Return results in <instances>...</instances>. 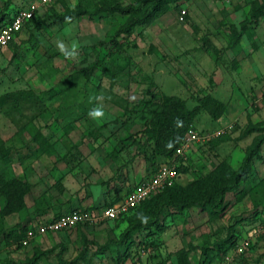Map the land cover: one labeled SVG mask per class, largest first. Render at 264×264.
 <instances>
[{
  "label": "rangeland",
  "instance_id": "obj_1",
  "mask_svg": "<svg viewBox=\"0 0 264 264\" xmlns=\"http://www.w3.org/2000/svg\"><path fill=\"white\" fill-rule=\"evenodd\" d=\"M134 1L67 0L0 53V264L36 250L47 251L37 264H264V144L221 207L171 204L151 227L105 220L19 243L29 222L111 202L166 161L154 156L148 129L170 95L188 108L205 95L226 104L218 119L203 109L190 123L210 136L194 144L191 169L177 180L190 192L221 162L238 169L264 126V15L248 22L252 0H171L130 30L126 15L105 9ZM20 2L0 0V11ZM77 5L85 13L59 20ZM57 41L69 51L79 42L78 55L66 57ZM98 105L105 115L92 120ZM16 180L23 185L9 198ZM228 238L235 242L221 249Z\"/></svg>",
  "mask_w": 264,
  "mask_h": 264
},
{
  "label": "trees",
  "instance_id": "obj_2",
  "mask_svg": "<svg viewBox=\"0 0 264 264\" xmlns=\"http://www.w3.org/2000/svg\"><path fill=\"white\" fill-rule=\"evenodd\" d=\"M66 1L67 0L59 1L60 6ZM169 1L171 0H135L127 5L115 2L108 4L105 9L126 15L125 27L130 30L136 25L147 22L164 13L166 11V3ZM16 6V4L11 3L0 11V25L11 18ZM51 9H56L55 4L51 5ZM64 10H67V13L60 16V21H65L69 17L85 13V9L80 5H77L74 9L64 8ZM262 15H264V0H252L248 22H250V24H255ZM242 28L246 29V24H243ZM13 41H11L10 44H12ZM3 100L5 101L6 99ZM197 101V104L193 108H188L183 98L178 95H170L153 110L148 136L153 140L152 151L154 156L172 158L176 148L183 141L187 129L191 125L190 123L194 121L197 114L203 109L214 119H218L226 108L225 102L212 95L200 96L197 98ZM2 102L0 98V105ZM255 130L261 132L247 147L242 164L238 169H234L228 163L221 162L214 170L206 174L201 183L198 182L199 184L195 192H190L188 187L177 184V180L180 175L187 173L191 169V163L187 161L184 162L182 158L177 157L175 160L177 161L176 168L178 177L174 184L162 188L142 200L131 212L113 220L129 218L131 230H139L143 227H151L154 224H159L158 218L160 214L164 211L166 206L171 204L179 209L189 207L191 204L202 206L203 209L223 206L226 194L235 190L239 186L240 181L248 176L252 163L259 157L261 147L264 144V126L256 128ZM134 142H136V140L132 138V143ZM6 183L7 182L0 176V189L3 184ZM8 183L7 196L11 198L18 191V187H21L23 183L17 180L8 181ZM173 195L176 196L177 200L171 199ZM201 197L204 201H201ZM83 226L88 225H78L77 227ZM23 228H25L26 232L27 225ZM0 229L2 230V228ZM126 234H124V236H126ZM22 238L23 236H21L19 240L20 244ZM229 242L234 243L235 239L228 238L220 248L222 249L224 245L229 244ZM46 253L47 251L45 250H36L25 262L16 263L9 260L2 264H37L40 258ZM72 263L75 264V260Z\"/></svg>",
  "mask_w": 264,
  "mask_h": 264
},
{
  "label": "built area",
  "instance_id": "obj_3",
  "mask_svg": "<svg viewBox=\"0 0 264 264\" xmlns=\"http://www.w3.org/2000/svg\"><path fill=\"white\" fill-rule=\"evenodd\" d=\"M59 1L61 0H28L25 4L16 7L11 18L0 25V53L10 45L24 25L37 16L40 7L50 6ZM208 139H210L208 134H203L195 126L190 125L183 141L176 148L174 156L159 163L151 176L138 182L134 188L125 194L123 199L98 210L73 208L49 219L36 220L27 226L21 244L27 246L41 235L69 230L78 225H99L105 220L117 219L131 212L142 200L162 188L174 184L178 177L175 159L179 157L184 162H189L187 154L194 147V144L205 142ZM259 229L264 233V222ZM250 244V236H247L236 245V249L244 252Z\"/></svg>",
  "mask_w": 264,
  "mask_h": 264
},
{
  "label": "crops",
  "instance_id": "obj_4",
  "mask_svg": "<svg viewBox=\"0 0 264 264\" xmlns=\"http://www.w3.org/2000/svg\"><path fill=\"white\" fill-rule=\"evenodd\" d=\"M28 0H22V2H20V4H16L17 6L16 7H18V6H20V5H22V4H25L26 2H27ZM60 7V3L59 2H57V3H55V8L57 9V8H59ZM46 8V9H45ZM49 9H51V5L50 6H42V7H40V9H39V11H38V14H37V16H36V18H39V16H41L42 15V13H46V11L47 10H49ZM30 22H32V20L31 21H28L25 25H24V27L26 26V25H28ZM23 27V28H24ZM23 30V29H22ZM21 30V31H22ZM18 36V35H17ZM16 36V37H17ZM16 39V38H15ZM14 39V40H15ZM190 151H192V149L190 150ZM188 161L191 163L192 161H191V159H192V157H191V153L189 152L188 154ZM164 159H161L160 160V162H158V164L159 163H161V162H164L163 161ZM158 164H156V166L158 165ZM155 166V167H156ZM154 167V168H155ZM154 168H151L150 170H149V173L148 174H146L144 177H141V178H139V179H137V181H136V183H138V182H140L141 180H144L145 178H148L149 176H151V174L153 173V170H154ZM132 189V188H131ZM131 189H126V188H124L123 190H121L120 192H118V194H117V197L115 198V200H113V201H111V202H104L103 204H100V205H94V206H78V207H74V208H88V209H94V210H98V209H100V208H102V207H104V206H106V205H109V204H111V203H113V202H116V201H119V200H121V199H123V197L125 196V194L128 192V191H130ZM71 209H73V208H71ZM71 209H69V210H71ZM69 210H67V211H69ZM67 211H61V212H56L55 214H53L50 218H52V217H55V216H57V215H59V214H61V213H63V212H67ZM39 219H44V218H41V217H39L37 220H39ZM47 219H49V218H47ZM45 220V219H44ZM34 221H36V220H33V221H31V222H29V224L30 223H32V222H34ZM28 224V225H29ZM27 225V226H28ZM90 226H93V225H90ZM97 226V225H96Z\"/></svg>",
  "mask_w": 264,
  "mask_h": 264
},
{
  "label": "clouds",
  "instance_id": "obj_5",
  "mask_svg": "<svg viewBox=\"0 0 264 264\" xmlns=\"http://www.w3.org/2000/svg\"><path fill=\"white\" fill-rule=\"evenodd\" d=\"M79 47H80L79 42L73 41V43L71 45V50L69 51L67 46L65 45V43L63 41H57L58 50L68 58L77 56ZM97 99H99V98H97ZM104 115H105L104 109L102 106H99V105L92 107L88 111V116L92 120H100L104 117Z\"/></svg>",
  "mask_w": 264,
  "mask_h": 264
}]
</instances>
